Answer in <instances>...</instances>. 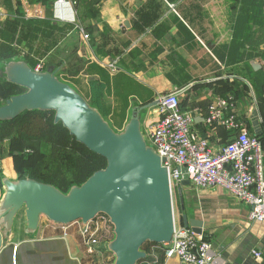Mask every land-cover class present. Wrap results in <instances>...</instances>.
Here are the masks:
<instances>
[{
	"label": "crops",
	"instance_id": "crops-1",
	"mask_svg": "<svg viewBox=\"0 0 264 264\" xmlns=\"http://www.w3.org/2000/svg\"><path fill=\"white\" fill-rule=\"evenodd\" d=\"M54 1L0 0V23L36 19L55 51L66 41L69 61L74 60L68 82L80 83L76 90L86 99L91 85L101 86L103 100L121 110L124 122L133 108L176 92L196 135L215 152L235 131L206 124L207 107L231 95L239 126L264 149V0H71L73 21L53 16ZM17 47L28 48L24 42ZM145 109L144 134L158 118L156 104ZM0 170L18 178L11 159H0ZM196 196L198 235L210 243L214 264H264V224L249 219L248 206L217 187ZM107 244H100L103 256L88 254L75 224L45 217L35 235L26 236L19 216L0 249V264H106L105 257L113 264ZM161 264L182 263L172 256Z\"/></svg>",
	"mask_w": 264,
	"mask_h": 264
},
{
	"label": "water",
	"instance_id": "water-1",
	"mask_svg": "<svg viewBox=\"0 0 264 264\" xmlns=\"http://www.w3.org/2000/svg\"><path fill=\"white\" fill-rule=\"evenodd\" d=\"M0 78L25 89L0 105V120L29 110L52 111L54 123H61L78 143L105 160L103 168L66 192L34 178L2 175L0 249L19 216L26 236H34L41 217L64 225L105 215L114 232L107 244L113 264H137L147 256L141 249L144 243L169 242L175 222L167 168L141 127V111L157 101L133 108L117 132L97 108L56 76V70L36 71L23 59L11 60L1 64ZM181 171L182 186H187L185 168ZM181 217L183 227L202 233L201 220Z\"/></svg>",
	"mask_w": 264,
	"mask_h": 264
},
{
	"label": "built area",
	"instance_id": "built-area-1",
	"mask_svg": "<svg viewBox=\"0 0 264 264\" xmlns=\"http://www.w3.org/2000/svg\"><path fill=\"white\" fill-rule=\"evenodd\" d=\"M71 0H55L53 16L59 21H73ZM41 71L40 64L33 67ZM158 118L144 134L157 154L164 159L171 191L182 187L183 173L195 188L217 187L245 203L251 221L264 224V149L260 139L239 126L231 95L211 102L207 107L206 124L222 125L235 131L219 150L213 151L208 141L196 135L192 116L182 111L176 92L157 99ZM103 215V214H99ZM97 215L94 219L96 220ZM75 221L88 254L103 256L97 248L98 222ZM164 257H177L182 264H214L210 243L183 226L176 227L167 243H162ZM256 258L259 252L253 251Z\"/></svg>",
	"mask_w": 264,
	"mask_h": 264
},
{
	"label": "rangeland",
	"instance_id": "rangeland-1",
	"mask_svg": "<svg viewBox=\"0 0 264 264\" xmlns=\"http://www.w3.org/2000/svg\"><path fill=\"white\" fill-rule=\"evenodd\" d=\"M19 28L20 27L17 26L15 39L19 35ZM35 34L36 35L34 37L26 38L24 41H22L28 44V48H22L24 49L22 52L12 56L8 61L19 60L26 55L30 59L28 64L32 68L35 65L40 64L42 71L47 69L56 70V76L59 79L67 82L75 89H78L80 87V83H75L74 86L73 83L68 82L69 66L70 64H73L74 60L69 61L66 52L67 45H65L67 42H63V47H57V50L59 51H55V48H51L50 46V44L55 46V43L53 44L52 41L45 36V34L41 35L39 27L37 28ZM15 39L12 42V46L14 48H18L17 46H19L20 43L16 42ZM1 63L2 62L0 60V68ZM3 80L4 79L2 78L0 79V105L6 100L7 92H10L12 95H14L25 91V89L22 87L11 88L2 85ZM80 88L82 89V87ZM104 104L106 107L105 119L115 131H122L129 116H127L123 122L121 110L112 109L111 105H108L105 101ZM146 110L147 109H143L141 111V121H143L146 115ZM46 117L48 118L49 115ZM13 131V127L7 130H0V159H11L17 176L19 175V172L17 171L18 168H20L21 173H25L26 175L28 172L30 174H38V176L42 177L43 179H49L53 182H55L54 178L58 180L59 178L61 179L66 176L67 169L65 164L69 162L68 159H70V157L72 158V156H74L73 153H70L68 149L54 157L50 156L48 151L41 153L39 150V141L25 140L23 142H19V140L16 138V134L13 133ZM145 140L150 145V142L146 137ZM1 174L3 175L2 171ZM56 175H58V177ZM203 189L206 188H195L191 186L190 189L181 187L171 191L173 215L176 227L182 226V214H185L187 218H196L200 213V204L196 194L200 193V191ZM95 221L98 222L101 227V231L99 230L97 233L99 241L97 248L105 253V250L101 249L100 244L104 246L113 239V226L105 215H99ZM102 259H104V262L108 264L106 257Z\"/></svg>",
	"mask_w": 264,
	"mask_h": 264
},
{
	"label": "trees",
	"instance_id": "trees-1",
	"mask_svg": "<svg viewBox=\"0 0 264 264\" xmlns=\"http://www.w3.org/2000/svg\"><path fill=\"white\" fill-rule=\"evenodd\" d=\"M51 13H47V17H50ZM49 19V18H48ZM47 20V19H46ZM41 21L42 23H48V21ZM19 26L20 30L23 28L19 35L15 39V34ZM39 27V20L29 19L21 20L19 17H11L5 19L0 23V60L1 64L8 61L12 56L20 53L12 46V42L15 39L16 42L21 43L26 38H32L36 34V30ZM28 47V44L24 42ZM22 59L29 62L28 56H23ZM1 79V78H0ZM2 85L7 87H20L15 84L6 82L3 80ZM101 86L91 85V96L85 98L81 95L95 108L99 110L104 118H106V107L101 94ZM12 93L7 92L6 99L9 98ZM49 117L47 118L46 116ZM54 113L52 111H42V110H29L24 111L16 118L12 120H0V130H7L11 127L14 128L13 133L16 134V138L19 142L25 140L39 141V150L41 153L48 151L50 156H56L66 149L74 156L70 157L69 162L66 165V176L59 178L58 180L54 178L55 182L49 179H43L38 176V174H28L21 173L20 168L17 169L19 172L18 177H30L41 182H46L54 185L63 192H66L70 187L74 185L81 184L89 175H91L95 170L101 169L105 166V160L89 151L82 144L78 143L73 136H71L68 131L61 125V123H54L53 121ZM58 177V175H56ZM55 176V177H56ZM1 171H0V189L2 188L1 182ZM63 185V186H62ZM142 250H144L147 256L141 259L138 263L145 262L146 264H161L164 257V250L162 248V243L146 242L142 245ZM137 263V264H138Z\"/></svg>",
	"mask_w": 264,
	"mask_h": 264
}]
</instances>
